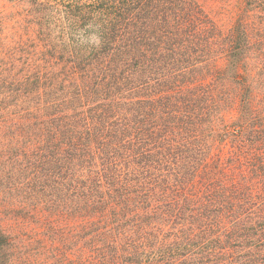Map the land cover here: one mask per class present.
Returning a JSON list of instances; mask_svg holds the SVG:
<instances>
[{"label":"trees","instance_id":"obj_1","mask_svg":"<svg viewBox=\"0 0 264 264\" xmlns=\"http://www.w3.org/2000/svg\"><path fill=\"white\" fill-rule=\"evenodd\" d=\"M3 1L0 264H264V0Z\"/></svg>","mask_w":264,"mask_h":264},{"label":"rangeland","instance_id":"obj_2","mask_svg":"<svg viewBox=\"0 0 264 264\" xmlns=\"http://www.w3.org/2000/svg\"><path fill=\"white\" fill-rule=\"evenodd\" d=\"M235 2H236V0H231L230 1V3H234L235 4ZM5 2L3 1L1 4H0V6L1 5H3ZM207 5H211L212 7H215L216 9H219L218 8V6L219 5H221L220 3H218V2H214L213 0H207ZM228 5H229V3H228ZM210 7V6H209Z\"/></svg>","mask_w":264,"mask_h":264}]
</instances>
